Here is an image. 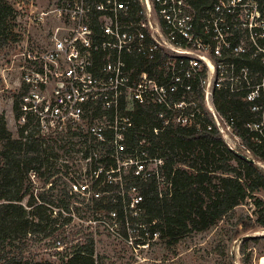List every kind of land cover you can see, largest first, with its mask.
Instances as JSON below:
<instances>
[{
  "label": "built area",
  "instance_id": "2783aa9c",
  "mask_svg": "<svg viewBox=\"0 0 264 264\" xmlns=\"http://www.w3.org/2000/svg\"><path fill=\"white\" fill-rule=\"evenodd\" d=\"M195 12L188 0H55L50 10L33 17L41 22L52 14L56 24L50 45L43 50L28 47L17 55L16 122L32 129L39 141L76 136L105 145L109 153L104 155L116 163L118 155L130 152V170L148 178L158 173L161 162L148 171L147 154L135 153V147L126 144L133 126L128 112L134 104L155 107L162 128H198L200 107L193 86L198 81L202 107L225 139V129L218 128L223 118L212 100L214 87L246 91L251 110L264 109V101L256 103L264 77L252 83L246 63H264V0H216L206 9L208 17L201 19V26ZM231 122L225 121L227 129ZM78 153L96 154L90 148ZM91 197L101 199L98 190ZM140 201L134 192L129 213L122 218L131 243L133 224L144 228L138 222ZM108 216L114 224L121 219L115 210Z\"/></svg>",
  "mask_w": 264,
  "mask_h": 264
},
{
  "label": "trees",
  "instance_id": "16d2710c",
  "mask_svg": "<svg viewBox=\"0 0 264 264\" xmlns=\"http://www.w3.org/2000/svg\"><path fill=\"white\" fill-rule=\"evenodd\" d=\"M188 1L195 9L196 20L201 26V19L208 17L206 9L216 0ZM12 12V6L0 0V44L7 40L5 23ZM246 63L253 72L251 82L260 83L264 77V63L259 59H247ZM193 86L200 107L196 112L198 128L195 125H167L162 128L155 107L134 104L128 112L133 126L127 134L126 144L138 146L143 138L141 133L145 131L155 136L157 141L149 148V154L161 162L157 174L143 178L130 170L119 187L118 183L103 178L106 170L117 167L116 159L102 155L99 160L106 161V164L95 181L96 186L110 192L104 209L115 210L121 219L133 193H138L141 196L139 208L143 210L139 214L140 224L146 225L151 233L159 232L171 243L177 242L191 229L202 230L211 226L248 194L264 186V172L258 166L259 163L264 164V109L252 111L251 103L246 100V91L229 93L223 87L213 89L216 111L225 121L231 118L233 131L252 155L250 158L254 161L251 162L248 155L232 147L211 123L208 113L202 109L203 97L198 81ZM263 101L264 87L260 88L256 103L260 105ZM254 125L257 128L249 129ZM155 128L159 129L156 134ZM25 130L26 127H21L18 138L13 139L4 116L0 115V140L4 142L0 152V264H55L24 257L10 249L15 241L43 232L45 228L43 205H34L31 194L23 204L30 192V186H24L28 172H39L36 164L41 163L38 154L30 155L34 151L32 143L39 140L30 134L27 141ZM155 175L169 184L167 193L160 192ZM65 209L68 210L67 207ZM138 228L142 229V226ZM94 261L93 244L90 242L74 248L67 259L58 264H94Z\"/></svg>",
  "mask_w": 264,
  "mask_h": 264
},
{
  "label": "rangeland",
  "instance_id": "374dc122",
  "mask_svg": "<svg viewBox=\"0 0 264 264\" xmlns=\"http://www.w3.org/2000/svg\"><path fill=\"white\" fill-rule=\"evenodd\" d=\"M5 1L12 6L13 12L5 23L7 40L0 44V115L7 122L8 133L16 139L20 130L14 111L20 77L17 55L28 47L43 50L50 45L51 28L56 24L52 14L41 22L34 21L33 17L39 11L50 10L55 0ZM194 97L196 99V94ZM202 109L209 113L204 107ZM222 121L225 140L252 157L233 129H227L224 119ZM252 128L257 126L249 127ZM32 133V129L24 133L27 141ZM141 134L143 138L133 150L147 154L150 160L146 162V169L154 170L160 162L149 154V148L157 138L148 131ZM3 143L0 140V152ZM32 144L34 151L30 155L38 154L41 163L36 164L39 172H28L24 186L29 185L30 192L23 204L31 194L34 205H43L45 228L43 232L15 241L10 246L14 253L58 264L66 260L74 248L92 242L94 264H264V186L248 194L211 226L202 230L191 229L177 242L171 243L159 232L151 233L146 225L141 229L133 224L131 243L122 219L115 220L114 224L104 209L109 193L95 185L97 173L106 164L98 155H104L109 150L107 146L76 136L63 141L42 140ZM85 148L93 149L96 154L80 155L78 150ZM117 160V172L106 170L103 178L121 187L134 159L130 152H125L118 155ZM258 166L264 172V164ZM157 184L161 193L169 191L170 186L164 181L158 179ZM82 186L87 188L83 190ZM95 190L99 191L98 199L102 200L91 197ZM139 212L141 215L143 210ZM128 213L126 211L124 215ZM138 222H141V216Z\"/></svg>",
  "mask_w": 264,
  "mask_h": 264
},
{
  "label": "water",
  "instance_id": "95a60500",
  "mask_svg": "<svg viewBox=\"0 0 264 264\" xmlns=\"http://www.w3.org/2000/svg\"><path fill=\"white\" fill-rule=\"evenodd\" d=\"M218 128L219 130H222V125L221 124H218ZM248 160H250L251 162H253L254 160L250 157H247Z\"/></svg>",
  "mask_w": 264,
  "mask_h": 264
}]
</instances>
